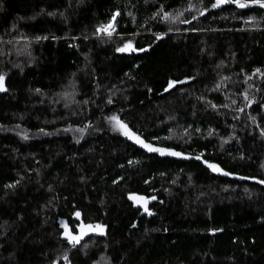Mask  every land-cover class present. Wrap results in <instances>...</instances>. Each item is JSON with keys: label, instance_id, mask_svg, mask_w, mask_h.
Segmentation results:
<instances>
[{"label": "trees", "instance_id": "obj_1", "mask_svg": "<svg viewBox=\"0 0 264 264\" xmlns=\"http://www.w3.org/2000/svg\"><path fill=\"white\" fill-rule=\"evenodd\" d=\"M230 1L0 0V264H264V7Z\"/></svg>", "mask_w": 264, "mask_h": 264}, {"label": "snow or ice", "instance_id": "obj_2", "mask_svg": "<svg viewBox=\"0 0 264 264\" xmlns=\"http://www.w3.org/2000/svg\"><path fill=\"white\" fill-rule=\"evenodd\" d=\"M220 2H225V0H220ZM238 2V0H237ZM254 2L256 3H260V6L261 7H264V3H261V0H254ZM214 6H218V5H214ZM239 7H246L245 4L243 3H239ZM119 15V13H116L114 16H113V21H115V18L116 16ZM109 29H113L114 30V24L110 23L109 25L105 26L104 28L101 29V31H105V32H108L109 35H111V31H109ZM129 48H131V45H126L125 48L123 49H120V51H126L128 50ZM172 85L170 84V87ZM5 89L3 88V77H0V91H4ZM112 120H114L116 122V124L119 126L120 129L123 130L124 134L126 136H128L130 139H133L135 140L137 143L141 144L143 147L147 148L148 151H151V152H159L161 155H164V154H169V155H174V156H179L180 153H176V152H167L166 153V150L164 149H159V148H154L152 145L150 144H146L144 143L142 140H140V138L138 136H136L134 133H132L129 129H128V126L123 124L121 121H119V119L117 117H112L111 118ZM197 159H199V157H197ZM209 167H211L213 169V171H221V169H219L217 166L215 165H209ZM225 175H228V173H224ZM11 187H14V185H10ZM130 199H134V200H141L143 199L142 197L138 198V197H130ZM147 211V209H145ZM77 217H79L80 213L77 212L76 213ZM72 240H77L76 237H71ZM78 242V241H77Z\"/></svg>", "mask_w": 264, "mask_h": 264}, {"label": "water", "instance_id": "obj_3", "mask_svg": "<svg viewBox=\"0 0 264 264\" xmlns=\"http://www.w3.org/2000/svg\"><path fill=\"white\" fill-rule=\"evenodd\" d=\"M237 0H233L230 2H236ZM58 226L61 229L60 233L61 235L66 239L68 242H74L77 243L78 240L83 238L86 234L94 232L96 227L91 226H80L78 225L75 229V231L70 230L69 226L66 224V221L63 218L58 219ZM71 237H76L77 240H72Z\"/></svg>", "mask_w": 264, "mask_h": 264}, {"label": "rangeland", "instance_id": "obj_4", "mask_svg": "<svg viewBox=\"0 0 264 264\" xmlns=\"http://www.w3.org/2000/svg\"><path fill=\"white\" fill-rule=\"evenodd\" d=\"M130 43L129 42H124L123 44H121L117 49L120 51V49H123L125 48L126 45H129ZM130 49V48H129ZM2 77V76H0ZM173 82L172 81H168L167 82V86H170V84H172ZM263 106V109H264V103L262 104ZM51 264H55V262L51 263ZM63 264H68L67 262H63Z\"/></svg>", "mask_w": 264, "mask_h": 264}, {"label": "built area", "instance_id": "obj_5", "mask_svg": "<svg viewBox=\"0 0 264 264\" xmlns=\"http://www.w3.org/2000/svg\"><path fill=\"white\" fill-rule=\"evenodd\" d=\"M112 18H113V17H111V19H110L107 23L103 24L102 26H98V27H96V33H97V34H98V33H108V32H105V31H101V29L104 28L105 26L109 25L110 23H112ZM111 30H112V29H109V31H111Z\"/></svg>", "mask_w": 264, "mask_h": 264}]
</instances>
